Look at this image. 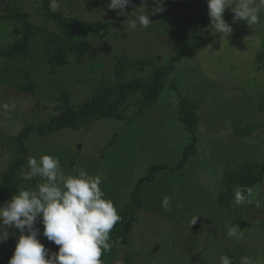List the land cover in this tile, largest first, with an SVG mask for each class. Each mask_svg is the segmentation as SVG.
<instances>
[{"label":"rangeland","instance_id":"374dc122","mask_svg":"<svg viewBox=\"0 0 264 264\" xmlns=\"http://www.w3.org/2000/svg\"><path fill=\"white\" fill-rule=\"evenodd\" d=\"M180 1L182 5L178 7L166 2L165 11L155 14L153 11L158 5L145 2L139 12L150 14V24L160 26L162 32L168 23L174 24L169 25L172 26L168 28L170 30L164 31L168 34L178 27L174 21L189 12L191 0ZM50 2L52 10H63L66 15L81 20L94 22L122 18L119 10L107 7L110 0ZM39 6H43L42 0H0V12L5 9L29 12L38 25L45 27ZM233 15L231 9L225 10L224 18L233 27L227 39L215 33L209 25L204 31L207 45L193 59H185L172 75V79L179 83L178 90L167 88L147 116L123 122L102 119L79 131L65 130L52 138L33 135L30 139V158L39 161L46 154L58 157L65 176L75 175L78 168L93 177L101 176L105 198L121 207L129 202L135 183L151 165H175L189 144V134L177 120L180 96L205 95L208 99L199 112L201 136L198 154L182 173H160L158 181L148 187L144 193L145 206L138 213L140 222L130 228L133 243L128 247L119 246L115 264H123L120 255L127 250L133 254L136 252V264H220L222 255L216 251L233 248L239 243L247 248L244 257L251 258L254 264H264V180L255 187L253 202L239 205L242 219L232 218L230 225L223 227L219 226L218 216H212L214 213L218 215L215 199L220 192L224 166L242 159L264 162V105L260 107L264 98V71L257 70V55L264 43V9L259 13V23L252 26L244 21L233 24ZM166 16L171 22H164ZM126 26L128 34L97 42L82 66H78L75 58L71 57L57 77L49 70L45 71L44 64H34L33 59L29 60L26 65L36 72L33 81L37 95L0 84V106L9 105L7 111L0 107V134L6 131L7 134L3 135L7 139L29 124L38 127L40 123L49 122L56 115V110L49 107L44 111L45 106L55 104V96L62 85L73 84L75 74L79 82L71 88L72 104L78 107L89 99L100 78L113 76L117 57L130 50L135 51V56H150L152 51L140 41L151 40L153 36L147 34L146 28L137 26L132 29L127 22ZM132 40L136 44L138 42L134 40H139L137 49ZM168 40L171 46L172 41ZM5 43L7 45L9 41ZM15 64V61L0 60V75L8 65L12 72L15 71ZM18 65L24 71L25 66ZM181 69L185 74L180 72ZM70 74L71 81L67 79ZM240 121H243V126L256 127L249 138L233 137L236 123ZM10 151L0 137V171H6L10 166L14 155ZM24 176L27 178L26 173ZM37 178L42 183L46 182L41 177ZM165 197L172 200L167 211L161 206ZM201 216L204 220L194 233L193 226ZM237 224L243 233L242 239L229 238L228 227ZM17 231L10 229V235L16 236ZM42 241L48 243L46 248L55 252L54 242H49L46 237ZM4 243L13 244L14 248L17 244L10 238ZM184 247L193 248L184 250Z\"/></svg>","mask_w":264,"mask_h":264},{"label":"trees","instance_id":"16d2710c","mask_svg":"<svg viewBox=\"0 0 264 264\" xmlns=\"http://www.w3.org/2000/svg\"><path fill=\"white\" fill-rule=\"evenodd\" d=\"M145 2L153 3L154 0H133L132 5L126 8L122 18L114 17L110 20L90 22L70 17L63 10L54 11L50 7V0H42L43 6H39L38 10L46 24L45 27L38 25L29 12L3 10L0 12V33H2L0 60L8 63L15 61L17 64H15L13 72L10 65L4 68L0 75V84L14 87L17 91L27 94L37 95L36 84L33 81L36 72L26 65L29 60L33 59L34 64L38 62L44 64L45 71L49 70L55 77L69 64L71 57L75 58L78 66H82L86 56L96 47L97 42L111 37L119 38L127 33L126 22L128 24L129 16L137 14ZM166 2L174 7L182 5L180 0H166ZM169 20L166 16L164 22H171ZM174 23L178 27L168 34L164 31L170 30L174 24L168 23V26H172H165L163 32L160 26L150 24L146 30L149 32L147 34L152 35L153 38L151 40L143 39L140 43L150 48L151 55L135 56L133 54L135 51L130 50L117 57L113 76L100 78L99 83L91 92L92 95L90 94L89 99L80 106L75 107L72 104L71 88L79 82V77L75 74L73 84H65L64 80L63 84L65 85H62L60 92L55 96V104L45 106L44 111L49 107L56 110V115L49 122L40 123L38 127L29 124L18 134L7 136V139L4 138V135L7 134L6 131L3 132L4 135L0 134L2 141L14 154L6 171H0V206L10 200L19 190H34L37 183H42L37 177L28 179L24 176L30 171L27 161L31 157L29 142L33 135L40 138H52L65 130L79 131L87 128L102 119L120 122L133 121L136 118L147 116L156 107L167 88L178 90L179 83L172 79L177 67L185 59H193L208 43L204 34L210 25L207 0H191L187 15L177 18ZM4 38L7 40H3ZM169 38L172 41L171 46L167 42ZM7 41L9 43L5 45ZM134 41L138 42L136 44L132 40L133 46L137 49L139 40ZM18 64L25 66L24 71L20 70ZM257 65L259 72L264 71V43L257 55ZM180 72L185 74L184 69H181ZM70 77L71 74L67 75V79L71 81ZM57 81L61 83L58 78ZM207 101L205 95L180 96L177 120L183 124L189 134L190 142L175 165L170 166L166 163L151 165L146 174L135 183L129 202L121 207L116 206L122 219L110 234V239L114 243L111 251L102 256L104 264H115L116 254L119 255V246L121 248L128 247L133 243L130 228L133 224L140 222L138 213L145 206L144 193L148 187L158 181L159 174L163 172L182 173L198 154L201 136L199 112ZM260 105L262 108L264 98ZM242 124L243 121L236 123L233 137L246 139L255 132L256 127L243 126ZM34 139L35 137L32 138V140ZM227 164L229 166L225 165L226 168L224 166L225 170L223 169L220 192L216 195L217 198L215 197L218 215L215 213L212 215L213 218L218 216L221 222L219 226L223 227L230 225L232 218L242 219L243 217L241 216L242 209L239 205L234 204V189L250 187L254 194L255 187L264 180V162L261 160L242 159ZM203 220L204 216L199 217L192 232L196 233L199 223ZM37 225L40 228V233H43L42 222L37 221ZM19 235L21 233L17 231L16 236L10 235V240L17 242ZM43 238V235L38 237L47 247L48 243L45 244L42 241ZM191 238L195 240L194 236ZM192 248L184 247V250ZM14 250L13 244H1L0 264H8ZM58 250L59 246L56 245L55 252ZM246 251L247 248L242 247V244L239 243L233 248H224L216 252L231 258L232 264H240L241 257H244ZM134 253L136 254V252ZM135 254L128 250L123 252L120 255L123 264H136L134 262Z\"/></svg>","mask_w":264,"mask_h":264},{"label":"clouds","instance_id":"9594fccd","mask_svg":"<svg viewBox=\"0 0 264 264\" xmlns=\"http://www.w3.org/2000/svg\"><path fill=\"white\" fill-rule=\"evenodd\" d=\"M154 2L158 7L153 14L165 11L166 0ZM132 3L133 0H110L107 7L124 15ZM207 5L212 30L227 39L233 27L224 18L225 10L231 9L234 13L233 24L244 21L252 26L260 21L264 0H207ZM150 23V14L143 12L128 19V27L132 29L147 28ZM0 107L9 109L8 104ZM27 164L28 179L41 177L46 182L37 183L34 190H19L0 206V244L10 238V229L21 233L8 264H104L102 256L111 251L114 243L110 234L122 217L114 202L105 198L101 176L93 177L79 168L75 175L65 176L59 158L47 154L39 161L29 158ZM252 202V188L234 189L235 205ZM171 203V197H165L161 206L167 211ZM37 221L44 226L43 236L59 246L58 252H52L38 239L41 233ZM227 235L236 239L243 237L238 224L228 227ZM220 264H232V260L221 256ZM240 264H254V261L241 257Z\"/></svg>","mask_w":264,"mask_h":264}]
</instances>
